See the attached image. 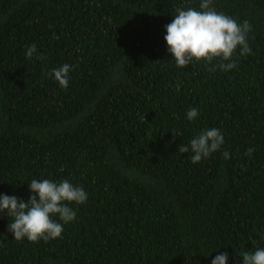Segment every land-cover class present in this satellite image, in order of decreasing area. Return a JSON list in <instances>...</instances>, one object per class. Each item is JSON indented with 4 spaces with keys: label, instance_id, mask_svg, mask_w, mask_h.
<instances>
[{
    "label": "trees",
    "instance_id": "1",
    "mask_svg": "<svg viewBox=\"0 0 264 264\" xmlns=\"http://www.w3.org/2000/svg\"><path fill=\"white\" fill-rule=\"evenodd\" d=\"M200 3L0 0V196L28 202L32 179L88 195L48 242L16 241L0 213V264H242L264 248V0L212 2L251 25L252 53L238 47L229 71L168 51L176 9ZM32 44L45 59L26 57ZM64 64L66 89L50 75ZM211 128L224 144L193 164L190 141Z\"/></svg>",
    "mask_w": 264,
    "mask_h": 264
},
{
    "label": "clouds",
    "instance_id": "2",
    "mask_svg": "<svg viewBox=\"0 0 264 264\" xmlns=\"http://www.w3.org/2000/svg\"><path fill=\"white\" fill-rule=\"evenodd\" d=\"M212 2L213 0H201L200 10L177 8L173 21L166 25L167 35L164 39L177 67L187 68L195 62H206L212 66L209 70L219 68L229 71L236 67L233 57L238 47L241 56L252 53L247 42V35L251 31L249 22L245 20L243 25L238 24L230 16L211 7ZM37 52V46L32 44L26 47L25 55L29 60L45 59L43 53L37 55ZM214 61L218 63L213 64ZM71 70V65L64 64L52 69L50 75L61 88L66 89ZM186 115L188 120H194L198 116V110L189 109ZM223 144L224 136L219 129L203 130L190 141L193 153L191 162L197 164L202 159L209 158ZM178 151L188 153L189 147L182 145ZM254 151L255 149L249 148L245 155L251 157ZM223 156L229 159L230 153L224 151ZM29 188L32 195L28 202L6 194L0 196V213L6 211L8 218H12L8 231L16 241L27 238L29 242L38 243L41 240L48 242L60 238L64 231L63 224L76 218V212L68 205L73 202L82 205L88 199L82 187L74 186L67 179L59 182L32 179ZM55 217H59L63 224ZM239 255L242 257V264H264V248H256L254 252L241 251ZM212 264H228V254L225 252L217 255Z\"/></svg>",
    "mask_w": 264,
    "mask_h": 264
}]
</instances>
